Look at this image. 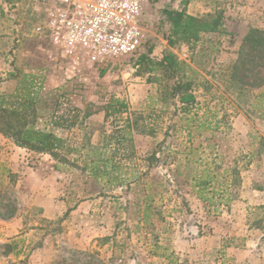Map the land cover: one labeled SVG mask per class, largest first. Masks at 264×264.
<instances>
[{
	"label": "rangeland",
	"instance_id": "1",
	"mask_svg": "<svg viewBox=\"0 0 264 264\" xmlns=\"http://www.w3.org/2000/svg\"><path fill=\"white\" fill-rule=\"evenodd\" d=\"M203 1L194 12L216 5L225 33L171 48L146 3L141 50L98 67L32 37L29 0H0V88L9 104L36 94L28 119L64 142L51 155L0 134V264H264V89L230 81L264 0ZM164 52L194 86L188 114L160 69L137 64Z\"/></svg>",
	"mask_w": 264,
	"mask_h": 264
},
{
	"label": "trees",
	"instance_id": "2",
	"mask_svg": "<svg viewBox=\"0 0 264 264\" xmlns=\"http://www.w3.org/2000/svg\"><path fill=\"white\" fill-rule=\"evenodd\" d=\"M158 24L168 29L167 40L171 48L179 39L190 42L197 41L201 34L225 33L224 19L220 12L193 16L184 10L164 8L160 13ZM237 55L238 58L231 67L230 81L239 85V89H243L244 86L249 89H264V30L249 28L242 38ZM137 64L140 66L150 64L160 69L164 78L172 82L168 95L178 102L180 113L191 112L196 104L194 86L185 77V66L179 63L172 53L164 52L162 58L156 62H151L148 55L142 54L137 59ZM31 94H33L32 98H26L24 104L17 108L6 101L7 96L0 95V134L19 148L52 155L63 148L64 142L52 132L37 129L33 120L28 119V110L36 101V94L32 92ZM258 99L264 101V93H261ZM108 115L106 113L105 116L108 117ZM119 142L117 140V143ZM155 154L154 152L146 157L149 167L156 161ZM92 165L94 168L90 173L91 177L103 180L107 175L106 162L98 160ZM204 186V183L198 184L202 190Z\"/></svg>",
	"mask_w": 264,
	"mask_h": 264
},
{
	"label": "built area",
	"instance_id": "3",
	"mask_svg": "<svg viewBox=\"0 0 264 264\" xmlns=\"http://www.w3.org/2000/svg\"><path fill=\"white\" fill-rule=\"evenodd\" d=\"M36 24L31 35L62 57L105 66L133 57L144 45L146 0H29Z\"/></svg>",
	"mask_w": 264,
	"mask_h": 264
},
{
	"label": "crops",
	"instance_id": "4",
	"mask_svg": "<svg viewBox=\"0 0 264 264\" xmlns=\"http://www.w3.org/2000/svg\"><path fill=\"white\" fill-rule=\"evenodd\" d=\"M146 3L148 4V6H150L148 8V10L150 11V15L152 16L151 19L148 20V23H151V22H153L155 20L159 21L160 20V13H161V11L164 8H170V9H174V10H184L187 14L193 15V16H198V15H203V14H206V13H211V12H213V11L218 9V7L216 5H212L213 9H211V10L210 9L209 10L206 9L205 11L194 12L195 10L193 9V4L195 3V5H196V3L197 4L201 3L200 5H202V3L204 4L203 0L202 1L196 0V2L194 0H192L190 3L186 2V1L184 2V0H148V2L146 0ZM224 27H227V26H224ZM245 34H246V32L244 33V35ZM242 38H243V36H242ZM0 95H5V94H3V90L1 88H0ZM13 95H15V94H13ZM13 95H11V96H12V98L16 99L15 101H21L20 100V96H18V94H17V96H13ZM23 103H21V102L14 103V105H16L15 107L17 108V107L22 106ZM50 125L51 126H55V127H59L60 124L57 123V122H54V123H51ZM37 129H39V128H37ZM43 130L52 132L57 137H60V135L56 134L55 131L50 130L48 127H47V129H43ZM0 137H2V136L0 135ZM14 147L17 148V149H20V148H18L16 146H14ZM40 201L41 200L39 198H34L33 197V205H35L36 207L42 206Z\"/></svg>",
	"mask_w": 264,
	"mask_h": 264
}]
</instances>
